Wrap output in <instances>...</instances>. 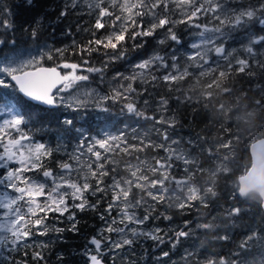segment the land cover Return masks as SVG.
<instances>
[{"label":"snow or ice","instance_id":"1","mask_svg":"<svg viewBox=\"0 0 264 264\" xmlns=\"http://www.w3.org/2000/svg\"><path fill=\"white\" fill-rule=\"evenodd\" d=\"M69 18L74 28L63 26ZM180 25L194 30L187 45ZM153 37L158 48L129 63V51ZM120 62L126 71L109 76ZM193 69L196 76L264 75V0H0V264H151L148 241L159 247L164 238L159 227L145 225L164 205L163 173L145 203L128 191L130 176L120 174L108 151L117 140L128 144L129 125L115 135L93 134V126L119 105L143 148L152 141L141 124L151 120L162 134L155 168L168 170V144L178 141L169 137L176 120L166 113L179 97L161 91L172 93L177 77ZM226 212L236 216L239 209ZM81 213H96L103 226L76 247L68 241L81 232ZM183 223L173 248L181 238L196 239L192 221ZM249 239L264 234L254 229ZM192 257L196 264L225 259L202 258L195 246L182 253L184 264Z\"/></svg>","mask_w":264,"mask_h":264},{"label":"trees","instance_id":"2","mask_svg":"<svg viewBox=\"0 0 264 264\" xmlns=\"http://www.w3.org/2000/svg\"><path fill=\"white\" fill-rule=\"evenodd\" d=\"M75 24L76 19L69 18L63 26L74 28ZM177 31L185 45L194 39L190 35L194 30L185 29L184 25L178 26ZM16 38L18 43L23 42L24 38L20 33H17ZM77 38H80L79 34ZM59 39L63 40L65 45L71 41V37L61 36ZM150 40L151 42L145 48L130 50L131 61L128 62L146 57L157 49L155 38H150ZM229 46L232 44L230 43ZM72 59L77 58L72 57ZM122 65H125V62L114 65L113 69L109 70V76L114 69H123ZM195 71V69L186 71L177 77L172 85L174 89L172 93L161 91V94L179 97V102L174 99L170 101V111L166 113V115L175 117L176 125L169 129V137L178 141L168 146L172 148V151L187 149L189 153L185 152L193 157L186 164L185 170L182 169L183 165L179 161L171 159L170 163L174 169L170 173L174 177H185L195 189L196 195L188 198L185 206L181 208L169 207L167 205L169 203L166 204L164 201L163 204L167 209L162 204L156 205L152 215L159 218L149 220L145 226L159 227L162 230L160 235L163 236L164 243L155 247L157 242L148 241L149 260L151 262L160 261V264H163L167 259L166 257L157 259L160 253L168 252L169 256H178L186 249L191 251L195 246L199 249V254L200 252L205 253V257L224 256L223 264H233L234 261L240 264L241 260L247 263L244 260L246 255L253 253L254 245L262 239H249L245 243V237L254 229L264 234V212L261 210L257 196L248 195L243 198L238 196L237 178L249 166V144L264 136V75L246 77L237 73L231 76L214 77L210 73H205L196 76L193 74ZM116 111L120 114L119 105L113 107L112 112ZM118 120L122 125L123 116ZM112 121V118L97 121L93 126V134L99 132L104 122L112 124ZM130 122L133 124L132 120ZM144 129V136L146 139H151V145L141 148L137 140L126 136L125 140L128 144L118 143L116 149L110 152L111 162L122 170L120 174H127L126 165L128 163L133 164L145 160L157 152L163 153L153 149L154 145H159L162 134L158 135L154 131L148 132L149 129L145 126ZM39 135L38 132L37 139ZM45 142L51 141L46 137ZM133 144L137 146L133 148L131 146ZM217 162L219 164H215ZM152 174L155 177L159 176L157 172ZM108 179L105 178L106 182ZM135 189L130 187L129 191L136 193ZM143 198L147 197L142 193L141 199ZM228 206L239 209V213L236 216H229L226 212ZM103 207L104 202L101 203L100 210ZM169 214L173 217L171 220L163 218L164 215ZM78 219H81L79 226L81 232L68 241L70 245L76 247L84 244L99 225L96 213H81ZM185 220L192 221L188 227L196 229L194 231L196 239L181 238L179 244L173 248L174 233L184 227ZM225 233L231 237L227 242L222 239ZM65 235L71 236L72 234L65 233ZM56 247L59 248V245ZM230 253H236V255L233 256ZM206 262L208 264L207 260ZM188 264H196L195 257L190 258ZM217 264H220L219 260Z\"/></svg>","mask_w":264,"mask_h":264},{"label":"rangeland","instance_id":"3","mask_svg":"<svg viewBox=\"0 0 264 264\" xmlns=\"http://www.w3.org/2000/svg\"><path fill=\"white\" fill-rule=\"evenodd\" d=\"M152 53V52H151ZM151 53L149 55H151ZM149 55H146V57L134 59V61H138L140 59L147 58ZM127 59V58H126ZM130 63V62H129ZM123 69L121 71H126V63L125 65H122ZM116 110V109H115ZM118 116V117H117ZM122 116L118 114V111L115 113L113 112L112 115V124H108V122H104L103 125L101 126L99 133L103 135L105 130H108L112 134H118L120 131L125 130V124L129 125V128L127 129L128 136L130 139H133L134 136H138L139 133H133L131 131V126L133 124H130V119L128 120V117L123 116V124L121 122H118V118H121ZM134 123V122H133ZM148 128V132H153L156 133V126L152 124L151 120H148L145 125H143L141 128ZM113 128L114 130H111ZM145 130V129H144ZM147 132V133H148ZM144 134V133H143ZM125 140V138H124ZM116 145L122 144V140H117L114 142ZM117 146H109L108 151H112L116 149ZM157 145H154L153 149L156 148ZM187 153V149H185ZM184 150L181 149H176L172 151V148L168 146V151L167 155L172 156V159L179 161L183 166L182 169H186V164L189 163L193 159V157L189 156ZM160 155H163V153H156L153 154L151 157L145 158V160L138 161L137 163H128L126 165L127 168V174L124 175L125 177L130 176V182H129V188L128 191L130 190V187L136 188V193L139 192L140 196L143 192V195H145L147 198H143L142 200L145 203H149L151 201V193L157 190L156 185L153 184L154 180L160 179L161 178V173H163V179L165 181L163 187L166 189L164 197L162 200L167 204L169 207L172 208H181L185 206L186 201L188 198L194 197L196 195L195 189L192 187L191 183L186 181V178L184 177H174L172 176L171 170L174 169V167L171 165L169 162V168L168 170L165 169H160L157 170L155 168L156 164V158ZM219 164V162L215 163ZM221 166V164H220ZM157 172L159 174L158 177H155V179H147L146 173H153ZM174 180H179V183L174 182ZM138 185V188H137ZM133 191V189H132ZM134 195L136 194L135 192H132ZM255 196V195H253ZM256 197V196H255ZM254 198V197H253ZM252 199V198H251ZM99 220V219H98ZM103 226V222L99 220V225L93 235L96 234V231ZM146 227V226H145ZM114 235V234H113ZM200 256L203 258L205 257L204 252H200ZM167 261L169 264H183V258H182V252L178 256H168L166 257ZM247 263L243 262V260L239 261L240 264H264V239L259 240L255 245H254V252L251 254H247L245 259ZM155 261L151 262V264H160V261ZM164 264V263H163ZM200 264H207L206 259H202ZM233 264H238L236 261L233 262Z\"/></svg>","mask_w":264,"mask_h":264},{"label":"water","instance_id":"4","mask_svg":"<svg viewBox=\"0 0 264 264\" xmlns=\"http://www.w3.org/2000/svg\"><path fill=\"white\" fill-rule=\"evenodd\" d=\"M248 154L249 166L237 178V194L241 198L250 194L256 195L264 212V136L249 144Z\"/></svg>","mask_w":264,"mask_h":264},{"label":"flooded vegetation","instance_id":"5","mask_svg":"<svg viewBox=\"0 0 264 264\" xmlns=\"http://www.w3.org/2000/svg\"><path fill=\"white\" fill-rule=\"evenodd\" d=\"M146 177L147 179H155V175H153L152 173H146ZM143 193V192H142ZM91 236H89L88 238H90Z\"/></svg>","mask_w":264,"mask_h":264}]
</instances>
